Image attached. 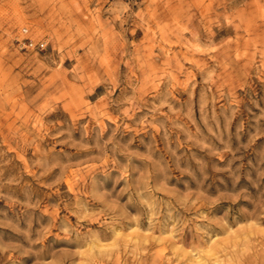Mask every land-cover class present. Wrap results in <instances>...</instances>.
Segmentation results:
<instances>
[{
  "label": "rangeland",
  "instance_id": "obj_1",
  "mask_svg": "<svg viewBox=\"0 0 264 264\" xmlns=\"http://www.w3.org/2000/svg\"><path fill=\"white\" fill-rule=\"evenodd\" d=\"M0 264H264V0H0Z\"/></svg>",
  "mask_w": 264,
  "mask_h": 264
},
{
  "label": "built area",
  "instance_id": "obj_2",
  "mask_svg": "<svg viewBox=\"0 0 264 264\" xmlns=\"http://www.w3.org/2000/svg\"><path fill=\"white\" fill-rule=\"evenodd\" d=\"M26 45L29 46V47H34L35 45H37L38 48H40V49H45L46 48V43L45 42H41V43L35 44L32 40H30Z\"/></svg>",
  "mask_w": 264,
  "mask_h": 264
}]
</instances>
